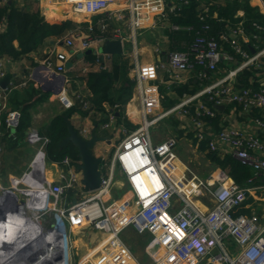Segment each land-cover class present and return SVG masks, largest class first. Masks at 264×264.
I'll use <instances>...</instances> for the list:
<instances>
[{
	"label": "built area",
	"instance_id": "built-area-1",
	"mask_svg": "<svg viewBox=\"0 0 264 264\" xmlns=\"http://www.w3.org/2000/svg\"><path fill=\"white\" fill-rule=\"evenodd\" d=\"M53 1L85 18L102 16L114 10L111 15L100 18L96 25L83 21L69 30L62 37L67 51H53L37 73L41 81L39 89L56 93L65 110L79 102L88 113L93 111L87 98L78 92L70 94L69 81L63 78L70 61L68 51L76 56L93 50L94 61L84 64L83 73L94 68L108 70L107 54L102 53V48L118 39L125 53L124 42L132 38L121 37L120 29L111 32L112 15L125 21L131 30H139L148 26L154 15L169 19L178 11L176 5H172L169 12L163 9L164 0ZM180 1L187 3L186 0ZM0 3L5 5L7 0H0ZM86 22L87 26L84 25ZM171 28L173 31L193 30L191 26L177 24ZM203 28L204 33L211 29L209 25ZM254 28L264 33L262 24L256 22ZM204 33L199 31L185 52L172 51L165 61L135 68L142 123L133 130L118 129L119 144L112 152L106 149L99 156L102 159V182L97 190L85 191L82 173L70 157L58 163L62 167L59 180L42 177L45 196L36 201L43 206L41 212L53 214L46 232L44 255L41 256L45 264H74L73 233L82 228L107 235V240L97 245L95 255L90 253L87 257L91 264L99 255V264H144L124 240V232L128 229L141 236H151L152 247L158 251L151 264H264V217L257 211L251 215L236 214L255 189L233 182L228 184V177L223 173L211 175L208 179L199 178L180 160L176 136L159 143L153 140L151 130L158 122L171 116H191L188 129L198 145L205 143L209 151L217 154L228 150L242 164L251 167L255 176H264V138L258 132L230 125L210 137V119L216 116L221 106H238L247 116L264 113V76L263 79H252L247 87H241L237 81L239 74L246 69L253 68L256 75H264V47L258 45L261 37L254 36V53L251 54L245 46L242 24L229 27L224 39L233 53H227L216 37ZM223 61L235 67L194 95L185 96L174 107L156 113L161 95L159 87L151 82L158 78L159 71L169 75L170 84L182 81L188 73H196L197 79L204 82L217 74ZM8 63L6 56L0 57V82L8 74ZM26 86V81L20 84L11 81L5 89L0 87V114L6 116V131L15 133L21 119L20 111L11 108L9 98L14 90ZM195 103L196 113L192 114L191 107ZM251 118L257 130L264 129L263 117ZM106 120L101 129H115L116 116L109 114ZM4 128L0 124V160L4 151ZM77 131L84 139L91 136L89 128L80 127ZM114 138L110 139L111 146L117 141ZM31 141L44 148L50 140L34 134ZM142 171L154 174L162 184L161 188L146 195L138 191L135 178ZM70 193L78 197L70 201ZM210 201L213 203L211 207ZM38 217L39 222L44 218L43 215Z\"/></svg>",
	"mask_w": 264,
	"mask_h": 264
},
{
	"label": "crops",
	"instance_id": "crops-1",
	"mask_svg": "<svg viewBox=\"0 0 264 264\" xmlns=\"http://www.w3.org/2000/svg\"><path fill=\"white\" fill-rule=\"evenodd\" d=\"M239 3L241 4V7L237 10L234 18H236L238 21L236 23H233L232 20H224L221 19L219 16V12L217 10H214L211 13L210 8L214 6L215 4L219 3L221 7H225L227 4L226 0H219V1H212V2H207V1H202V12H205L210 16L211 19L214 21H219L221 24H223L222 28L217 32V34L214 35L220 43H222L225 52L227 53H233L232 48L228 41L224 39V34L228 31V28L236 27L239 24H242V29L244 32V38L246 40L245 46L249 50V52L252 54L254 53V50L252 48V45L255 43L254 36L259 35L261 37L260 45L261 47H264V33L256 30L254 28V23L256 21H250L248 18V12L247 9L245 8L246 6L249 9H252L253 11L257 12L258 14L262 15L264 17V0H238ZM14 2L16 7L21 8L23 10H27L30 12H37L39 11L46 20L49 21H56L60 20L62 13L66 9L68 13V16H71L73 20V16L75 15L76 17L79 15H76L73 12H70L69 7H63L61 5L57 6V2L53 0H41L40 2L38 1H33V0H7V3H12ZM165 5H163V9H166L167 12H169V9L172 5H176L178 8V11L176 14L170 15L169 19H165L160 15H154L150 20V24L146 26L145 28L139 29V30H131L129 27H127L125 21H119L115 16L112 15L111 17V32H116L117 29L121 30V37H126V36H132L131 39L128 41L124 42V51L125 53H122L120 55L117 54H107L106 59H107V66L108 70L105 71H110L112 70L113 67V62L115 60V57H122L124 60L128 62V77L129 79L133 82V90H132V96L128 103L123 107L121 112L123 113V120L120 122L119 117H120V112H118V106L111 107L110 105L106 104V113L101 112L95 114L89 113L87 116H82L81 113H76L73 115L71 122L73 123L74 127L78 130L79 127H86L91 129L92 131L95 129L96 134L99 137H104V140L101 142H98L96 144V147L94 148V154L99 157L104 150H109L113 151L114 146L119 144V137L117 135V130L124 128L128 130H133L137 128L141 123H142V113L140 111V99H139V91H138V82L136 78V73H135V68L138 66H145V65H152V64H158L161 61H165L167 59V56L169 52L171 51V46L173 44L172 39H171V33L172 32H178V31H173L171 28V25L175 24L173 23L172 19L173 18H182L180 8L182 5L185 3L180 0H164ZM51 3V4H50ZM186 4V3H185ZM0 5H3L0 3ZM50 5V6H49ZM57 6V7H56ZM70 9V10H69ZM114 10L111 9L108 13H105L102 16H95L91 18H85L83 17L81 20H73L76 23V26L78 23H83V21L87 22H92L94 25L98 22L100 18H103L105 16L111 15V13ZM73 14V15H72ZM78 18V17H77ZM52 19V20H51ZM84 23L85 26L88 25V23ZM178 25V24H177ZM263 25V24H262ZM180 26V25H179ZM264 26V25H263ZM183 27V26H181ZM96 29H98L96 27ZM181 31H188V30H181ZM113 41H119L118 39H113L110 42ZM63 39L62 37L56 38V37H50L48 38L46 44L36 52H31L27 54L26 56L22 57L21 60L19 61H14L11 58L7 57L6 58L9 60L8 63V68L7 71L11 72V74L14 75V78L12 79V82H15L16 84H20L24 81L27 82V86L24 88H19L17 90H14V92H23L24 90L28 89L29 87H33L36 90H39L40 86V79L37 78V73L39 70H42L43 63L48 59L49 55L53 51H67L65 46H63ZM15 46L18 47L19 44L18 42H14ZM128 45L129 49H126V46ZM185 47V45H183ZM102 53H104V47L102 48ZM70 61L73 62V67L70 69H67L68 71L65 73V77L69 81L67 84V88L69 93H74L78 92L84 95L87 99L90 100L91 98V92L87 88L86 85V77L89 73L91 72H97L101 71L100 69H92L87 73H83L81 69L84 67V64L86 62H89L86 60L84 57L79 58V54H76V56L72 55L71 51H68ZM235 66L228 63L227 61H223L220 64L219 70L217 74H213L210 76V79L204 82H201L197 79L196 73H188L183 76L182 81H178L174 84H170L169 80V75L165 72L159 71L158 73V78L155 81H152L151 83L157 85L159 87V92L161 95V103L159 107L157 108L156 113H161L165 110H168L172 107H174L176 104H178L185 96L187 95H194L197 93L201 88L207 84H211L217 79H220L221 77L225 76L228 70L233 69ZM244 72H249L251 75L247 78L248 85H250V82L252 79H258L262 78L264 75L259 74L256 75V72L254 69H246L240 74H243ZM239 74V75H240ZM264 78V77H263ZM262 78V79H263ZM238 84L240 85L242 83L241 77L238 76L237 78ZM192 82L194 84H198V89L196 91H193L191 93L188 92H183L182 94L179 93L180 89H183L186 85L192 86ZM259 86V83L257 84ZM13 92V93H14ZM12 93V94H13ZM52 91H49V96L51 97ZM87 93V94H86ZM54 94V93H53ZM53 96V95H52ZM11 98V97H10ZM10 98H9V104H10ZM49 98V97H48ZM54 101L51 100V103ZM43 103V102H42ZM39 103L36 107H34L31 110V117H32V123L34 128L36 127V124L38 123V118L40 116V108L41 105L45 103ZM46 105V104H45ZM61 105V104H60ZM11 106V104H10ZM54 107V105H53ZM62 107V105H61ZM60 106L56 108L51 109V116L45 124H49L51 119L55 117L56 115L60 114L63 110L61 109ZM12 108V107H11ZM196 108L197 104L195 103L191 107V113L195 114L196 113ZM55 109V110H54ZM58 109V111H57ZM220 110L219 112L216 113V116L212 119H210V137L211 134L217 133L221 131L223 128L227 126H238L242 127L246 130H250L252 132H258L263 138H264V129L263 130H257L254 125L251 123V117L256 118V117H263L264 118V113L261 112H255L250 116L244 115L241 112L240 107L238 106H230V105H225L221 106L218 108ZM50 111V110H49ZM114 114L116 116V126L115 129L112 130H102L101 126L107 122L106 117L109 114ZM5 114H0V124L4 128V120H5ZM101 119H104L105 122L102 123L98 129H96L95 126V121H99ZM190 120L191 116H186V117H178V116H171L167 119H164L156 124V126L152 129H158V127L165 123V124H170L171 127L170 129L173 130V128H176L179 132L178 134V141L179 145L177 149L178 156L182 163L190 168L193 172L194 170L190 167L189 163L184 161L182 158V154L184 155V152H189L192 154H200L204 156L207 161L210 163V174H208L206 177L202 179H208L211 175H221L222 173L227 175L228 179L226 183H235V181L229 176L228 171L222 169V167L219 164H216L213 162L211 159L208 158L209 153H214L208 150L206 144H205V149H202V143L201 145H198L196 140L194 139L193 133L189 132V125H190ZM177 123L176 125L173 124ZM46 125V126H47ZM172 125H175L172 127ZM45 126V127H46ZM44 124L40 126L38 129L40 132L45 129ZM166 130V136L164 135H159L154 133L153 135V140L156 143L162 142L169 138L170 136H175L173 135L170 131L171 130ZM152 131V130H151ZM168 133V134H167ZM4 135L2 136V138ZM91 137V136H90ZM113 137L117 138V141L112 144V146L109 144L110 139H113ZM122 137V136H120ZM114 138V140H115ZM180 141H181V149H180ZM182 142L185 144V146L182 147ZM3 144L4 151L0 160V169L3 164V156L5 152V144ZM108 144V145H107ZM30 147L32 150L29 154L31 156L32 154H35V159L33 158V165H34V173L31 176H25L24 180L29 183L30 187H33L31 185H36L34 187H43L42 178L40 176V172L43 169V172L45 170V177H47L50 180H59V173L62 172V167L58 163H52L46 159V153H45V147L42 149L39 143L33 142V141H27L24 143V145H20L19 148H14V150H20L21 147ZM34 150V151H33ZM181 150V151H180ZM13 151V150H11ZM181 154V155H180ZM216 154V153H215ZM221 158H224L226 156H232L231 153L226 150L222 151L221 153L218 154ZM233 157V156H232ZM236 159V158H235ZM48 165L51 166L52 169H48ZM195 175H197L194 172ZM198 176V175H197ZM11 177V182L13 183L12 189H17V186L19 184L20 179H16L15 176H10ZM199 177V176H198ZM200 178V177H199ZM23 180V181H24ZM34 183V184H33ZM241 187H249L252 189H255L252 194L249 195V199L246 202V205L240 208L237 212H241L239 214H246V215H251L253 211H257L260 215L264 217V190L261 189L264 187V176H253L250 178L245 185ZM38 189V188H37ZM4 191V190H3ZM2 191V192H3ZM27 193V196L30 197L27 200L26 203H33L36 202L35 199H39V193H43L44 191L40 190H32V189H26L25 190ZM31 191L35 193H31ZM74 193H70L68 199L70 201H74L75 198H77ZM213 205V203L210 201V207ZM29 211V210H28ZM27 211V213H28ZM29 214L21 215L20 218L18 217L17 221H19L20 225L23 227L27 226V223L24 222L23 218L29 217ZM31 217V216H30ZM33 223L37 225L40 229L37 230L35 236L40 237L41 235L45 236V239L47 240L46 237V232L48 228L51 226L52 220L49 217L42 218L41 222H36L35 219L33 220ZM21 227V229H24ZM27 229V228H26ZM88 228L85 229H78L77 231H74L73 233V241H74V247H75V257H74V264H91L89 262H85L87 257L90 255L89 251L84 252L83 254H78L77 253V246L76 243V236L84 234L85 231ZM79 232V234H78ZM41 233V235H40ZM78 234V235H77ZM96 234V232L94 233ZM97 235V234H96ZM103 236L101 239L96 242L99 244H102L104 241L107 240V235L102 234ZM75 238V239H74ZM87 241L91 239L86 237ZM83 239V238H82ZM46 240L43 241V246H45ZM84 242L86 240L83 239ZM101 241V242H100ZM97 247V246H96ZM90 250V249H89ZM96 260V261H95ZM93 261V260H92ZM95 261V262H94ZM94 261L92 264H99L100 263V255L94 257Z\"/></svg>",
	"mask_w": 264,
	"mask_h": 264
},
{
	"label": "trees",
	"instance_id": "trees-1",
	"mask_svg": "<svg viewBox=\"0 0 264 264\" xmlns=\"http://www.w3.org/2000/svg\"><path fill=\"white\" fill-rule=\"evenodd\" d=\"M179 9L182 18H173L172 21L183 27H193L191 31H178L171 33L172 46L171 51L185 52L187 48L194 42L197 33L200 31L204 33V26L209 25L211 29L207 31L205 36H214L222 28L223 24L219 21H214L208 14L202 12L203 0H186ZM207 2L219 0H204ZM225 7H221L219 3L210 8L211 13L214 10L219 12V16L224 20H232L236 23L238 20L234 18L237 10L241 7L238 0H226ZM243 7V6H242ZM241 7V8H242ZM248 12L250 21L264 25V17L257 12L245 7ZM52 20V19H51ZM76 27L73 20H56L49 21L39 12H30L16 7L15 3H6L0 5V57L7 56L14 61H19L22 57L31 52L39 51L47 42L48 38L63 37L69 30ZM202 34V35H204ZM18 42L16 47L14 42ZM185 45V47L183 46ZM84 58L90 62L94 61L93 54L85 55ZM128 62L122 57H115L112 70L91 72L86 77V85L91 92L90 100L87 101L91 105V110L97 113H106V104L111 107L118 106L120 112L119 120H123V113L121 110L128 103L132 96L133 82L128 77ZM251 75L249 72L240 74L242 79L241 87H247V78ZM198 84L192 82V86L186 85L179 93H191L196 91ZM49 94L41 93L33 87H29L23 92H14L10 98L11 107L20 111L21 119L19 125L15 129V133L6 131L4 128V137L2 143L5 144L7 150H14V148L24 145L25 137L28 129L32 125L31 110L39 103L47 100ZM220 110H218L219 112ZM76 113H81L82 116H87L88 111H84L76 103L75 107L64 110L60 114L51 119L49 124L40 133L43 137L49 138V143L45 147L46 159L52 163H61L65 157H70L76 164L79 163L78 150L71 143L62 146V142L69 136V129L66 118L70 120ZM101 119L95 121L96 129L104 123ZM205 149V143L202 145ZM208 158L216 164H219L222 169L228 171L229 176L239 186L245 183L254 176L251 167L242 164L239 160L232 156L221 158L217 153H209ZM3 169V167L1 168ZM242 213L236 212V214Z\"/></svg>",
	"mask_w": 264,
	"mask_h": 264
},
{
	"label": "water",
	"instance_id": "water-1",
	"mask_svg": "<svg viewBox=\"0 0 264 264\" xmlns=\"http://www.w3.org/2000/svg\"><path fill=\"white\" fill-rule=\"evenodd\" d=\"M70 10V9H69ZM71 11V10H70ZM65 9L62 13L60 20H71L72 17L68 16ZM104 53L117 54L123 53L121 41L108 42L104 46ZM93 54V50H88L85 53L79 54L80 57ZM67 69L73 67V62L69 61L66 64ZM14 75L9 71L6 77L0 82V87L5 89L8 87ZM64 81L66 77L64 76ZM69 136L62 142V146L71 143L78 150L79 163L77 164V170L82 173V183L86 192H92L97 190L102 182V172L100 170V164L102 159L94 154V147L98 142L104 140V137H99L94 129L89 139L82 138L77 129L74 127L71 120L66 118ZM45 178V175L43 176ZM35 205V204H34ZM36 207V205H35ZM38 208V207H36ZM28 204L25 201H21L16 189H7L0 194V264H45L43 241L46 240L45 236L40 233V237L29 236L31 234L29 228L21 229L18 217L21 215H27ZM28 227L33 226V217L23 218ZM39 222L38 220H36ZM20 234L19 246H14V241L9 239L11 234ZM28 236V237H24ZM21 237H23L22 240ZM32 237V238H31ZM47 241V240H46Z\"/></svg>",
	"mask_w": 264,
	"mask_h": 264
},
{
	"label": "rangeland",
	"instance_id": "rangeland-1",
	"mask_svg": "<svg viewBox=\"0 0 264 264\" xmlns=\"http://www.w3.org/2000/svg\"><path fill=\"white\" fill-rule=\"evenodd\" d=\"M58 5L59 4H57V6ZM77 17L74 15L73 20L74 19L75 20H81L83 18L82 16H77ZM125 46H126V49H129L128 45H125ZM39 90L41 93L49 94V90H44V89H39ZM53 93H52L53 96L51 95V97L49 96V98L47 100L43 101V103H45L46 105L42 103L43 105H41V108L39 110L40 116L38 118V123L36 124L35 128H34L33 123H32L31 127L28 129V131L26 133V137H25V143L27 141H31V138L34 134L41 135V133L38 129L43 124H44V127L47 125L45 123L47 122L46 121L47 118L49 120V118L51 116V109L52 108H56L58 106L61 107V105H62L61 109L63 108V110H65L59 96H57L56 93H54V94ZM51 100H53L54 102L51 103ZM53 105H54V107H53ZM57 111H58V109H57ZM173 124L176 125L177 123L173 122ZM175 125H172V127ZM170 127H171L170 124L163 123L158 127V129H152V134L154 135V133H156L159 135L166 136V130L168 131L170 129ZM170 132L173 135H175L176 137L179 134V132L176 128H173V130H171ZM40 146H41V144H40ZM183 146H185V144L182 142V147ZM41 148H42V146H41ZM180 149H181V141H180ZM31 150L32 149L30 147H27V146L21 147L20 150H13V151H11L10 149L7 150L5 148V152H4V156H3V164H2L3 169H0V194L3 190L14 188V187H12L13 183L11 182V177H10L11 175L15 176L17 180L20 179L19 184H18L17 189H16V192H17L21 201L26 202L27 200H29L28 198H30L25 194L26 189L43 191L42 187H34V186H36L34 183H33L34 185H31L33 187H30L29 183H27L24 180L25 176H27V175L31 176L34 173L33 158L35 159L36 155L32 154L31 156H29L28 153H30ZM178 150H179V148H178ZM93 151H94V149H93ZM184 153H185L184 155L180 154L183 157L182 159L189 163L190 167L194 170V172L200 178H204L208 174H210V163L207 161V159L204 156H202L200 154H192L189 152H184ZM48 169H52L50 165H48ZM45 170H44V172H43V169L41 170L42 171V172H40L41 178L45 175ZM28 208H30V211H28V214L31 217H33L35 220H38V218H39L38 216L41 217V215H43L44 218H46V217H49L51 219L53 218V214L51 212H47V213L46 212L43 213L41 211L37 212V211H39L38 209H34V211H31V209L33 208L32 203H29ZM87 230L88 231H85L84 234H82V235H80L78 232V234H79V235L77 234L78 237L77 236L75 237L76 241L78 242V243H76V246L78 247L77 248L78 254H83L84 252H88V251H89V253L94 254V251H95L96 246L98 244L96 242H98L101 239V237L103 236L102 234H99L97 232H96L97 235L94 234L95 231L92 230L91 228H88ZM87 236H88V238L91 237V239L89 241H87V238H86ZM123 236H124V240H125L126 244L130 247V249L137 255V257L144 264H151L154 261L156 255L158 254V251L155 248L153 249V247H152L151 236H149V235H144V236L138 235L132 229H128L126 232H124ZM82 238L84 240H86V242H84ZM85 262H88V260L86 259Z\"/></svg>",
	"mask_w": 264,
	"mask_h": 264
},
{
	"label": "bare ground",
	"instance_id": "bare-ground-1",
	"mask_svg": "<svg viewBox=\"0 0 264 264\" xmlns=\"http://www.w3.org/2000/svg\"><path fill=\"white\" fill-rule=\"evenodd\" d=\"M135 182H136L135 183L136 189H138V191H140L143 195H146L147 193H153V191L160 189L162 186L159 179L156 176H154V174L152 175L150 171H142L139 174V176L137 178H135ZM31 193L33 194L35 192L31 191ZM25 194L27 195L26 191H25ZM38 196H39V199H42L43 196H45V194L39 193ZM34 200L36 201L35 198H34ZM34 204L38 208H36ZM28 205H29V201H28ZM32 207L33 208L31 209V211H34V209H38L39 211H37V212H40L43 208L42 204H40V201L33 202ZM28 209L30 211V208H28ZM23 228H24V230L26 228H29V230H30L29 232L31 233V234H29V236L33 235L32 237H34L35 234L37 233L36 231L40 229L34 223H33V226L31 225V227L24 226ZM19 234H20V232L17 234H11L10 233V235L8 236L9 239L14 241V243H13L14 246H19V244H20L19 237L17 238V236ZM24 237H28V236H24ZM22 239H23V237H21L20 240H22Z\"/></svg>",
	"mask_w": 264,
	"mask_h": 264
}]
</instances>
